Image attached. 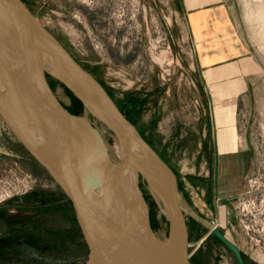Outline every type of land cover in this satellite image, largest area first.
<instances>
[{
	"label": "rangeland",
	"instance_id": "374dc122",
	"mask_svg": "<svg viewBox=\"0 0 264 264\" xmlns=\"http://www.w3.org/2000/svg\"><path fill=\"white\" fill-rule=\"evenodd\" d=\"M23 1L173 172L193 264H240L232 248L242 264H264V22L256 17L264 9L254 7L264 0H224L247 46L252 84L238 103L237 134L246 160L241 191L220 214L209 201L201 206L190 181L182 179L204 170L210 158L198 154L208 143L201 135L208 118L199 77L191 72L193 46L172 23L169 0ZM47 80L62 107L98 131L108 160L119 161L117 149L109 152L118 148L112 134L63 84ZM138 191L151 231L168 238V221L141 177ZM57 200L65 206L55 183L0 117V264H82V252L71 243L74 238L81 246L80 240L56 216Z\"/></svg>",
	"mask_w": 264,
	"mask_h": 264
},
{
	"label": "water",
	"instance_id": "95a60500",
	"mask_svg": "<svg viewBox=\"0 0 264 264\" xmlns=\"http://www.w3.org/2000/svg\"><path fill=\"white\" fill-rule=\"evenodd\" d=\"M0 26L11 58L7 70L10 99L4 104L0 101V117L55 183L80 240L82 264L155 263L118 243L105 226L112 214L95 203L90 171L92 164L97 165L99 161L108 169L113 165L108 160L101 135L88 119L69 113L59 103L46 77L48 62L60 68L61 81L67 87L65 81L92 100L85 104L77 97L88 113L115 137L119 152L117 165L135 172L137 189L138 177H141L161 207L169 224L168 239L177 240L175 264H190L184 210L173 172L122 115L98 81L40 24L23 0H0ZM14 121L23 126V134ZM139 149L149 156L147 162L140 160ZM97 150L100 155H96ZM164 181L169 186L166 190L158 184ZM211 232L222 239L214 228ZM232 249L242 264L238 253Z\"/></svg>",
	"mask_w": 264,
	"mask_h": 264
},
{
	"label": "crops",
	"instance_id": "0c3cea01",
	"mask_svg": "<svg viewBox=\"0 0 264 264\" xmlns=\"http://www.w3.org/2000/svg\"><path fill=\"white\" fill-rule=\"evenodd\" d=\"M169 11L172 23L183 34L181 39L193 46L196 67L191 72L199 77V87L206 96L203 116L208 118L205 133L201 134L203 140L207 136L208 143L199 147L198 154L210 158L204 170L182 178L191 183L189 186L184 182V190L192 200L194 193L188 191L189 186L196 191L201 206L209 201L213 211L220 214L226 201L241 191L245 172L237 117L238 103L244 102L241 97L252 84L247 78L250 74L247 46L238 35L224 0H169ZM205 181L210 188L207 192Z\"/></svg>",
	"mask_w": 264,
	"mask_h": 264
},
{
	"label": "bare ground",
	"instance_id": "6f19581e",
	"mask_svg": "<svg viewBox=\"0 0 264 264\" xmlns=\"http://www.w3.org/2000/svg\"><path fill=\"white\" fill-rule=\"evenodd\" d=\"M254 7L255 10H258L257 12L264 9L262 2L255 3ZM256 17L264 22V16L261 13ZM10 59L8 41L6 39L4 42L0 26V101L3 104L10 99L11 87L7 77ZM46 69L48 71L47 77L54 78L73 94L71 88L76 94H73L76 98L79 97L85 104L92 102L85 92L78 91L72 86V83L65 81L69 88L61 81V79L63 80V72L54 62H48ZM9 117L12 120L15 118L12 115ZM14 122L19 133L23 134V126L16 121ZM112 137L115 139L113 135ZM116 149L118 150L113 146L109 152L114 154ZM96 152L98 153L96 155H100L99 150ZM138 156L143 162L149 160V156L143 149L138 150ZM95 159L99 161V159ZM99 163L97 165L92 164L94 167L90 171L92 195L95 203L100 208L112 214L111 221L105 223V226L112 232L116 241L152 263L175 264L177 261L175 254L177 240L173 239L171 242L167 236L160 237L151 231L148 224L147 205L135 186V172L123 165L118 166L116 169H108ZM111 163L116 166L119 161L115 160ZM163 179H166V176ZM165 182H158V184L166 190L169 186Z\"/></svg>",
	"mask_w": 264,
	"mask_h": 264
},
{
	"label": "trees",
	"instance_id": "16d2710c",
	"mask_svg": "<svg viewBox=\"0 0 264 264\" xmlns=\"http://www.w3.org/2000/svg\"><path fill=\"white\" fill-rule=\"evenodd\" d=\"M55 82V81H54ZM49 85L51 86V84H50V82H49ZM120 111V110H119ZM121 112V111H120ZM122 113V112H121ZM123 114V113H122ZM123 116H124V114H123ZM125 117V116H124ZM126 118V117H125ZM130 123H131V121L128 119V118H126ZM132 124V123H131ZM133 125V124H132ZM146 141V140H145ZM147 142V141H146ZM151 147H152V145H151V143H149V142H147ZM57 204L59 205V206H56L57 207V213H58V215H56L57 217H58V219L59 220H61L62 222H63V224L64 225H71V226H73V223H72V221H71V219H70V217H69V215H68V212H67V209H66V207L65 206H63V204H62V202L61 201H58L57 200ZM61 209H60V208ZM56 216H53V218L54 219H57L56 218ZM74 227V226H73ZM73 227L71 228V229H73ZM71 243L74 245V248L76 249V251H75V253L77 252V253H80V252H82V247L79 245V243H78V241H77V239H74V238H72V240H71ZM189 262H190V264H193V262L190 260V258H189Z\"/></svg>",
	"mask_w": 264,
	"mask_h": 264
},
{
	"label": "flooded vegetation",
	"instance_id": "af4514ba",
	"mask_svg": "<svg viewBox=\"0 0 264 264\" xmlns=\"http://www.w3.org/2000/svg\"><path fill=\"white\" fill-rule=\"evenodd\" d=\"M56 38V37H55ZM244 159H245V153H244ZM246 161V160H245ZM204 184V187H205V190H206V192L208 191V190H210V188H207L208 187V182L207 181H205V183H203ZM202 184V185H203ZM207 197V196H206Z\"/></svg>",
	"mask_w": 264,
	"mask_h": 264
}]
</instances>
